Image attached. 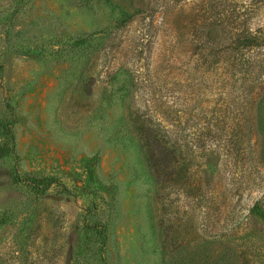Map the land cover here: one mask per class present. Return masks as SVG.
<instances>
[{
  "label": "rangeland",
  "instance_id": "374dc122",
  "mask_svg": "<svg viewBox=\"0 0 264 264\" xmlns=\"http://www.w3.org/2000/svg\"><path fill=\"white\" fill-rule=\"evenodd\" d=\"M263 98L264 0H0V264H264Z\"/></svg>",
  "mask_w": 264,
  "mask_h": 264
},
{
  "label": "trees",
  "instance_id": "16d2710c",
  "mask_svg": "<svg viewBox=\"0 0 264 264\" xmlns=\"http://www.w3.org/2000/svg\"><path fill=\"white\" fill-rule=\"evenodd\" d=\"M207 27V41L208 42H214L215 38H217L218 34V25L217 24H206ZM225 38H228V41L230 42L229 45L226 46L228 51H231L233 53V59L236 60V66L243 65V61L245 60V50L255 47L259 45L258 43V36L255 33L246 34L243 37H233L229 31H226ZM214 52V51H213ZM240 54L238 61L237 55ZM234 68V67H233ZM237 68V67H236ZM244 78V77H243ZM246 79V78H245ZM258 112L260 115H264V98L262 101L258 104L257 108L253 109L250 108V111ZM231 246V245H230ZM229 245H226L221 249L219 252H217L212 258L211 264H239V256L237 255V252L234 250L233 252L229 251L232 250L233 247H230ZM225 249V250H224ZM199 264H208V263H199Z\"/></svg>",
  "mask_w": 264,
  "mask_h": 264
}]
</instances>
